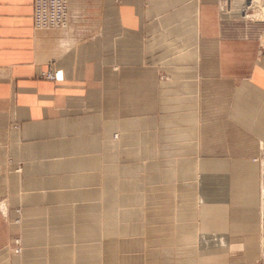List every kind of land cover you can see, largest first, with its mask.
<instances>
[{
    "label": "crops",
    "instance_id": "obj_1",
    "mask_svg": "<svg viewBox=\"0 0 264 264\" xmlns=\"http://www.w3.org/2000/svg\"><path fill=\"white\" fill-rule=\"evenodd\" d=\"M224 1L0 0V264H262L264 19Z\"/></svg>",
    "mask_w": 264,
    "mask_h": 264
},
{
    "label": "built area",
    "instance_id": "obj_2",
    "mask_svg": "<svg viewBox=\"0 0 264 264\" xmlns=\"http://www.w3.org/2000/svg\"><path fill=\"white\" fill-rule=\"evenodd\" d=\"M117 1V0H116ZM70 0H32V22L35 29L48 30L63 28L66 26L69 17ZM47 78L53 79L51 70L42 73ZM16 215L13 222H18ZM12 246L21 249L18 238L12 239Z\"/></svg>",
    "mask_w": 264,
    "mask_h": 264
},
{
    "label": "bare ground",
    "instance_id": "obj_3",
    "mask_svg": "<svg viewBox=\"0 0 264 264\" xmlns=\"http://www.w3.org/2000/svg\"><path fill=\"white\" fill-rule=\"evenodd\" d=\"M250 9L253 11V13L249 12ZM221 10L223 17L229 15L232 17H240V18L264 19V0H230L228 2L224 1L221 5ZM259 145H260L259 147L260 151L264 152V142L259 143ZM260 189L261 191H264V177L261 178ZM261 201L262 202H260V208H259L260 220H261V216L264 214V200ZM254 240H257V236L255 237ZM254 243L256 245V241H254ZM259 246H260V254L264 255V233L259 237ZM17 249L18 248H14V247L12 248L14 253H18L21 250V249L19 250Z\"/></svg>",
    "mask_w": 264,
    "mask_h": 264
},
{
    "label": "rangeland",
    "instance_id": "obj_4",
    "mask_svg": "<svg viewBox=\"0 0 264 264\" xmlns=\"http://www.w3.org/2000/svg\"><path fill=\"white\" fill-rule=\"evenodd\" d=\"M226 2H228V1H226ZM249 12L253 13V11L251 9L249 10ZM228 17H232V16H229V15L225 16V18H228ZM245 20H248V22L253 21V20L251 21V19H245ZM256 22H258V21H256ZM254 159L257 161V163L259 164V167H260V173H259L260 178L258 181V188H259V194H260V197H259L260 198L259 199V208H260V202H262L261 200H264V191H261V189H260L261 178L264 177V152L260 151V149H259L258 154L254 157ZM262 216H261L260 226H259V230H258V234H257L256 250L247 253L245 257H246V259H252V260L262 259L261 260L262 264H264V255L260 254V246H259V237H260V235H262L264 233V214ZM259 218H260V212H259Z\"/></svg>",
    "mask_w": 264,
    "mask_h": 264
}]
</instances>
